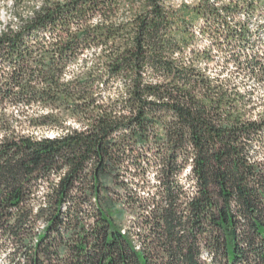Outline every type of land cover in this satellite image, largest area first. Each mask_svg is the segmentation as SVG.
I'll return each instance as SVG.
<instances>
[{
  "label": "trees",
  "instance_id": "trees-1",
  "mask_svg": "<svg viewBox=\"0 0 264 264\" xmlns=\"http://www.w3.org/2000/svg\"><path fill=\"white\" fill-rule=\"evenodd\" d=\"M0 3V256L264 264V105L235 77L264 55L220 65L191 30L253 45L233 16L264 0Z\"/></svg>",
  "mask_w": 264,
  "mask_h": 264
},
{
  "label": "rangeland",
  "instance_id": "rangeland-1",
  "mask_svg": "<svg viewBox=\"0 0 264 264\" xmlns=\"http://www.w3.org/2000/svg\"><path fill=\"white\" fill-rule=\"evenodd\" d=\"M166 4H170L171 6L178 8L182 4H191L193 0H165ZM225 1V0H221ZM245 13L248 14L249 18L247 17L246 23L248 28H250V31L252 32L249 36L250 42H255L253 45H243L239 44L235 47H218V44H214L210 36V28L213 30V27L210 25V22L205 26V21L202 19H198L197 21H193L191 30L193 35L195 36L197 46L199 48H206L213 51V56L215 59V62H220L225 58L228 54L230 55H238L241 58H244L245 55H251L256 54L258 56L264 55V32L258 31L254 32L256 30V27L262 25L264 23V6L259 7L257 11L250 13V12H242L239 15H235L234 21H243ZM8 21V14L7 9L1 5L0 3V29L3 27V24H5ZM201 30H204L203 33H200ZM222 41V39L220 40ZM219 50H222L221 52ZM264 58V57H263ZM264 64V59H263ZM221 65V64H220ZM219 66V65H218ZM217 64L212 63L209 65L210 71L214 72L217 70ZM230 67V66H229ZM231 70V68L228 69V71ZM233 71V70H231ZM227 72V71H226ZM234 75V74H233ZM237 80H242L243 87L242 89L249 90L252 92L253 98L256 100V102H260L262 105H264V81H254V80H248L244 79L243 76H236ZM260 108L256 109V112L259 111ZM48 135L53 136V133H48ZM135 221L132 218H128L127 225L131 228L133 234H136L137 228H135L134 225ZM137 238V237H136ZM204 259H206V254L203 253ZM206 263H209V261L206 260ZM0 264H13L8 262L6 259H4V256H0Z\"/></svg>",
  "mask_w": 264,
  "mask_h": 264
}]
</instances>
